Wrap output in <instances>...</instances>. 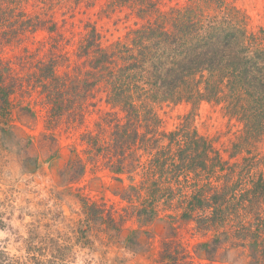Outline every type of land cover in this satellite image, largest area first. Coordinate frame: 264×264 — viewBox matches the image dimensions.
<instances>
[{"label": "rangeland", "instance_id": "rangeland-1", "mask_svg": "<svg viewBox=\"0 0 264 264\" xmlns=\"http://www.w3.org/2000/svg\"><path fill=\"white\" fill-rule=\"evenodd\" d=\"M153 23L264 47V0H0V252L14 264H264V134L245 93L130 114L92 85L94 40L121 50Z\"/></svg>", "mask_w": 264, "mask_h": 264}, {"label": "trees", "instance_id": "trees-1", "mask_svg": "<svg viewBox=\"0 0 264 264\" xmlns=\"http://www.w3.org/2000/svg\"><path fill=\"white\" fill-rule=\"evenodd\" d=\"M119 1L125 3L128 0ZM139 1L143 7L149 3V0L146 2L136 0ZM153 24L142 30H136L132 43L124 45L121 50L117 48V43L116 50L113 51L110 50L111 46L102 47L94 40L95 35L93 36L95 46L92 51L100 52L102 60L97 63L96 69L99 73L96 71L97 79L92 85H106L110 107L112 109L120 107L121 110L133 114L142 110L152 100L198 105L217 97L215 103H222L224 99L226 108H231V99L236 98L237 93L242 91L247 97L242 105H244L243 110L248 112L249 131L256 136H262L264 134V47L251 50V54L244 53L243 50L238 49L239 46L228 49L227 44L230 43V39L239 37L237 32L230 36H222L218 41L220 45L212 41L217 35L215 32L213 34L208 32L204 42L197 40L193 43L189 39L191 33L188 25L183 26L182 31L175 33L168 31L161 23ZM226 52L228 60L225 59ZM156 54L160 57L157 66L150 62ZM51 65L52 68L47 65V75L54 78L55 68L52 63ZM156 70H159V73L154 72ZM101 71H106L108 74H103L104 72ZM205 72L209 74L205 75ZM227 72L230 78L226 80L224 76L219 80L214 78L215 75L219 77ZM218 82L223 83L221 90L216 85ZM0 88L6 89L4 86ZM8 93L10 92L7 90V93L1 96L6 105L9 100ZM117 119L118 116L114 113L113 121ZM79 167V173L82 174L85 168L83 165ZM190 167L193 169L192 165ZM258 182L260 184H254V191L263 187V179L259 178ZM208 205L216 214L218 207ZM87 209L97 211L93 205L87 206ZM218 243L219 239H215L211 244H201L200 250L212 246L217 248ZM41 261L40 264H46V260ZM0 264H14V262L2 251Z\"/></svg>", "mask_w": 264, "mask_h": 264}]
</instances>
